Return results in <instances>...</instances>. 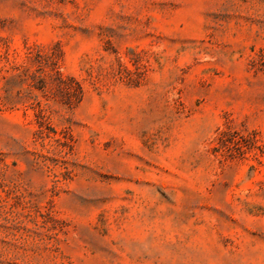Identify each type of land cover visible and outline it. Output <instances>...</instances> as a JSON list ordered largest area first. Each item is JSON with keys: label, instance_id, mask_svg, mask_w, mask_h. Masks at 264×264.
<instances>
[{"label": "rangeland", "instance_id": "obj_1", "mask_svg": "<svg viewBox=\"0 0 264 264\" xmlns=\"http://www.w3.org/2000/svg\"><path fill=\"white\" fill-rule=\"evenodd\" d=\"M0 264H264V0H0Z\"/></svg>", "mask_w": 264, "mask_h": 264}]
</instances>
